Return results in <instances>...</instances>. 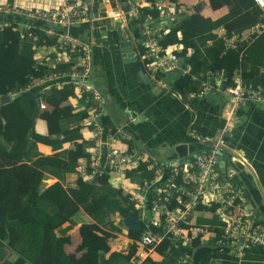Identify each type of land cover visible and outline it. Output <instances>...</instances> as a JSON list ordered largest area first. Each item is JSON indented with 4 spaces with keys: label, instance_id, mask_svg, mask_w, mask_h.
<instances>
[{
    "label": "trees",
    "instance_id": "1",
    "mask_svg": "<svg viewBox=\"0 0 264 264\" xmlns=\"http://www.w3.org/2000/svg\"><path fill=\"white\" fill-rule=\"evenodd\" d=\"M169 1L177 10L175 20L168 23L165 32L161 30L156 36L163 47L180 46L176 53L184 72L172 76L169 84L172 92L185 97L189 92L197 91L208 70L223 71L228 82H231L236 72H239L242 80L253 84L264 79V28L249 41H237L234 48L225 47L224 38L212 33L214 28L222 24L225 36L229 38L256 22H263L261 10L251 0H247L245 11H232L228 16L216 20L204 17L199 12L180 13L178 0ZM140 11L139 21L149 17L154 28V23L160 20L158 10L152 6L142 7ZM14 22L0 28V96L18 94L0 106V264H100V254L110 251L105 238H112L121 231L110 215L118 213L123 225L125 216L139 218L140 212L129 197L113 187L103 175L94 184L82 178H76L73 186L65 183L66 175L74 171L79 159L89 161L86 149L90 144L83 138L79 128L80 121L86 117L92 104L91 94L76 95L71 83H64L61 87L53 84L40 92L41 99L53 106L46 117L47 129L52 133L57 132L53 135L40 134L32 129L38 110L35 93L27 90V87L33 80L49 72L68 71L77 64L76 58L79 62L80 52H68L71 54L70 61L50 67L43 60L38 61L36 54L40 46L56 45L55 38L47 35L43 27L35 22L34 27L23 30L21 36L13 28L16 26ZM208 40L210 43H207ZM189 47L193 49L191 54H187ZM166 76L158 74L157 79ZM69 98H75L83 108L74 110L72 104L66 103ZM45 113L42 111L40 117ZM30 138L32 142L26 148ZM65 142H70L71 147L64 148ZM38 143L50 146L53 153H41L37 148ZM20 162L23 164L19 165ZM20 171L27 175V182L18 176ZM152 173L144 162L127 171L132 181L150 178ZM45 175L56 180L41 189ZM198 208L204 209L202 206ZM80 211L90 217L91 228L103 238H93L81 231V255L70 258L63 253L61 237L76 225L75 217ZM196 222L209 225L214 236L206 242L214 243L221 233L217 218L214 215L200 217ZM141 231L128 229L132 243L126 252L110 251L105 259L106 264H126L137 250L135 240ZM169 243V239H165L154 248L163 255L162 261L155 262L148 256L142 264H176L181 250L171 247L166 251ZM199 243V239H195L193 246ZM6 250L15 254V257L4 258ZM215 251L207 247L200 248L188 264H208ZM184 252L190 254V251Z\"/></svg>",
    "mask_w": 264,
    "mask_h": 264
},
{
    "label": "built area",
    "instance_id": "2",
    "mask_svg": "<svg viewBox=\"0 0 264 264\" xmlns=\"http://www.w3.org/2000/svg\"><path fill=\"white\" fill-rule=\"evenodd\" d=\"M252 1L261 9L264 17V0ZM152 6L158 10L159 23L168 24L174 18L175 7L169 0H133L126 8L112 7L106 15L124 31L128 20L139 21L142 7ZM8 14L13 17L20 16L23 22L7 19ZM101 18L98 12H92L90 4L84 0H60L49 8L13 10L9 2H0V28L14 22L16 26L13 28L23 36V30L31 29L34 27L33 22L38 21L48 26L45 32L55 38V46L59 50L80 52L79 62L68 71L49 72L33 80V83H45V88L53 84L61 87L64 83H71L79 93L91 94L92 105L88 108L86 117L80 121L79 128H89L92 132L90 145L86 149L89 161L85 158L79 159L73 172L75 178L87 180L94 174H97L96 179L102 175L107 177L108 182L127 195L133 206L139 210L142 231L135 240L137 250L126 264H142L148 252L165 239L170 241L166 251L171 247L181 250L176 264H188L189 253L184 251H191L194 240L199 239L201 243H206L209 237L214 236L208 224L196 222L195 217L201 210L199 206L209 212V217L214 215L221 228L219 237L212 243L215 246V255L209 259L208 264H221L217 254L224 253V248L236 252L239 257L243 256L246 248L264 249V219L247 207L243 188L235 181V170L221 167L216 145L191 157H174L161 164L154 156L139 150L137 144H134L136 147L129 145L128 142H132L131 135L103 126L101 116L104 101L101 93L90 82V47L88 42L69 33L72 26ZM150 22L149 17L138 22L143 32L140 57L150 79L165 86L163 78L157 79L158 74L166 76L184 72L181 59L176 53L180 46L160 45L156 36L158 32ZM263 27L264 25H254L232 40L225 41V45L234 48L237 41H249ZM161 30L165 32L167 27ZM192 52L191 47L187 48V54ZM212 92L219 93L222 98L225 130L230 131L237 122L239 108L248 105L264 106V79L253 84L242 80L239 72L228 82L223 71L208 70L200 81L199 89L190 92L189 96L202 97ZM43 106L40 100L39 109ZM115 132L124 140V148L115 144ZM226 144H229V140ZM231 151L228 159L232 163L248 166L244 157L233 151V148ZM145 161H149L152 176L144 177L141 181H132L127 171Z\"/></svg>",
    "mask_w": 264,
    "mask_h": 264
},
{
    "label": "crops",
    "instance_id": "3",
    "mask_svg": "<svg viewBox=\"0 0 264 264\" xmlns=\"http://www.w3.org/2000/svg\"><path fill=\"white\" fill-rule=\"evenodd\" d=\"M59 1L0 0V2H9L12 10L49 8ZM131 1L133 0H87L86 2L90 4L92 12H98L102 18L69 28L70 34L88 42L90 47L92 71L90 82L101 93L104 101L101 116L102 124L104 127L111 128L112 131L121 130L131 135L132 142L129 141V145L137 144L139 150L154 156L161 164L174 157L181 159L191 157L205 150L206 141L211 140L218 132L225 131L226 123L222 114V98L217 92L202 97L189 96L190 92L183 97L172 92L169 84L172 76H175L176 73L171 77L163 78L166 82L165 86L151 79V81H146L141 76L140 71L145 72L140 57L143 32L138 21L135 19L128 20L127 28L123 31V40H132L135 47L132 60H127V54L123 55L118 45L119 41L115 29L111 28L112 21L106 15L112 7L126 8ZM251 2L257 6L252 0ZM178 3L180 13L199 12L211 20L228 16L232 11H245L247 7V0H178ZM216 3L219 5L213 6ZM175 13H177L176 10ZM7 16V19H14L13 21L18 23L23 22L20 16L13 17L11 14ZM260 16L263 17L262 14ZM173 19L175 20V18ZM35 23L42 26L46 31L48 27L46 24ZM257 24L264 25V21L256 22L254 25ZM167 26L168 24L154 23L156 32ZM212 33L224 38L225 41L232 40L233 37L239 35L235 33L226 38V31L222 24L214 28ZM207 43H210V40ZM174 46L179 47V45ZM225 47L227 46L225 45ZM70 55L68 52L59 50L55 45L40 46L37 49L36 59L38 61L43 60L50 67H54L59 63L70 61ZM72 59L74 60V58ZM76 63H78V58H76ZM44 89H46L45 83L36 84L32 82L27 87V90H31L33 93L38 92L39 96ZM74 91L76 95L80 96L81 93L76 89ZM40 100L44 106L38 110L32 129L40 134L53 135L57 132L48 131L46 123V117L52 111L53 106L43 101L41 97ZM66 103L72 104L76 111L83 108V105L77 102L75 98H69ZM42 111H46V113L40 117ZM237 119L233 128L230 129L229 142L231 139L236 142L233 151L244 157L248 166L242 167L238 163H232L229 159H225V164H222L220 160L219 162L222 168L235 170V181L239 182L243 188L247 207L252 208L259 217L264 219V106L248 105L241 107L237 112ZM80 131L83 138L90 142L91 130L81 128ZM113 137L115 144L122 148L125 147L124 140L119 137L117 132L114 133ZM63 147L69 148L71 143L65 142ZM37 148L43 154L53 153L50 146L42 143H38ZM144 163H147V170L152 171L149 161ZM22 164L23 162H20L19 165ZM17 174L22 181H28L24 172L20 171ZM55 180L54 177L45 175L41 182V189ZM75 180L74 172H70L66 175L65 183L73 186ZM109 183L111 184V182ZM200 217L208 218L209 212H206L205 209L200 210L195 220ZM76 218H79L76 225L61 237L63 253L70 258H78L81 255V231L87 232L93 238H103L101 234L91 228L92 220L88 215L80 211ZM110 219L112 221L114 219L115 222H113L118 225L117 222L121 218L118 213H114L110 215ZM121 225H119L121 228L119 233H116L112 238H105L111 252H126L129 244L133 241L128 236L127 227ZM227 248L229 249V247ZM109 252L100 254V264H106L105 259ZM148 256L155 262H160L163 259V255L155 250L149 251ZM6 257L13 259L15 254L6 250L4 258ZM217 257L221 264H264V249L246 248L241 257L237 256L236 252L226 249L224 253H218Z\"/></svg>",
    "mask_w": 264,
    "mask_h": 264
},
{
    "label": "water",
    "instance_id": "4",
    "mask_svg": "<svg viewBox=\"0 0 264 264\" xmlns=\"http://www.w3.org/2000/svg\"><path fill=\"white\" fill-rule=\"evenodd\" d=\"M87 1V0H84ZM177 12V10H176ZM112 29H115V32L117 34V40L119 41L118 45L121 49V52L123 55L127 54L128 58L127 60H132V55L133 50L135 49L133 41L132 40H123V30L116 24L112 23ZM140 74L142 77L146 79V81H151L150 77L143 72L142 70L140 71ZM178 73L175 74V76ZM18 94L10 95V94H3L0 96V106L4 103H7L11 100H13ZM35 98H36V104H37V110L40 108V96L39 93H35ZM230 131L225 130V131H220L214 136L211 140L206 141L204 148L205 149H210L213 148L215 145L217 146L216 153L218 154L220 161L222 164H225V159H228L229 156L232 154L231 149L235 147L236 142L231 139L229 144H226L227 140L230 139ZM32 139H28L26 143V148L31 144ZM222 159V160H221ZM96 177L97 174H94L93 177L89 180L90 183L94 184L96 183ZM123 225L127 227V229H132V230H141V221L138 217L133 216V215H128L123 218L122 221ZM228 246V245H227ZM207 247L210 249H214V245L209 244V243H199L198 245L192 247L190 254H189V262L191 263L193 261L194 255L196 251L200 248Z\"/></svg>",
    "mask_w": 264,
    "mask_h": 264
},
{
    "label": "rangeland",
    "instance_id": "5",
    "mask_svg": "<svg viewBox=\"0 0 264 264\" xmlns=\"http://www.w3.org/2000/svg\"><path fill=\"white\" fill-rule=\"evenodd\" d=\"M77 219H79V218H76L75 220L77 221ZM113 221L115 222V220L113 219ZM117 224L118 225H121V222L119 221V222H117ZM122 226V225H121Z\"/></svg>",
    "mask_w": 264,
    "mask_h": 264
}]
</instances>
